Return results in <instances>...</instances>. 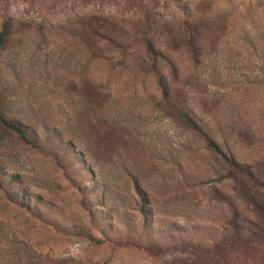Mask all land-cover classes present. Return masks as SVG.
Here are the masks:
<instances>
[{"label":"rangeland","instance_id":"1","mask_svg":"<svg viewBox=\"0 0 264 264\" xmlns=\"http://www.w3.org/2000/svg\"><path fill=\"white\" fill-rule=\"evenodd\" d=\"M4 23L0 264H264V0H0Z\"/></svg>","mask_w":264,"mask_h":264},{"label":"trees","instance_id":"2","mask_svg":"<svg viewBox=\"0 0 264 264\" xmlns=\"http://www.w3.org/2000/svg\"><path fill=\"white\" fill-rule=\"evenodd\" d=\"M81 20V19H79ZM83 21V26L82 29L79 31V38H80V42L82 43L83 46H93L95 47L97 45V43L99 41H104V42H109L108 38L105 37L104 29L101 27L97 28V27H93L91 25H89V23L92 22V20L89 17H83L82 20ZM102 22L106 23L105 21L102 20ZM183 26H185L186 30L190 32V28L192 27V25H190V22L186 21L183 23ZM193 28V27H192ZM8 25L6 23H4L3 26V32L0 33V45L2 43V39L5 38L6 35H8ZM196 29L193 28L192 31V36L190 37V39L188 40V42L186 43L187 48L189 49V52L193 53L194 48H195V41L197 39V35H196ZM144 43H147V48L149 52H153V47L152 45H149V41H146V39H144ZM94 44V45H93ZM126 45H123L121 47H119V51H124L125 50ZM155 70V69H154ZM178 119L181 120L187 125L188 129L193 133V134H199V136H201L205 142H206V149L208 151H212L215 152L217 154L220 155V157L222 158V160L229 166L231 167L233 170H235L236 172H238L240 175L244 176L246 179H248L251 183L255 184L257 181V178L255 177V174L253 173L251 167H250V163H246L245 161H239L237 159L234 158H230V160L228 161L227 158H225L223 156V154L217 150V148L215 147L214 143H212V141L208 138L207 134H205L200 126L193 120L191 119L188 115H186L184 112L181 111V109L179 110L178 113ZM8 129L14 130L18 132V129L9 123H4ZM238 233V232H237ZM239 234V233H238ZM249 236L245 235L241 236L239 235V240L240 241H247ZM252 237H255L256 239H258L260 242L264 243V234L258 233L257 235H252Z\"/></svg>","mask_w":264,"mask_h":264}]
</instances>
